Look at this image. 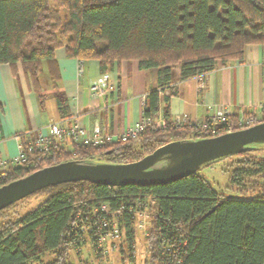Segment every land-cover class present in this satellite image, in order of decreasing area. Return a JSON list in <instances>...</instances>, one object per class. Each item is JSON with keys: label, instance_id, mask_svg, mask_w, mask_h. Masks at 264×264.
Returning a JSON list of instances; mask_svg holds the SVG:
<instances>
[{"label": "trees", "instance_id": "obj_1", "mask_svg": "<svg viewBox=\"0 0 264 264\" xmlns=\"http://www.w3.org/2000/svg\"><path fill=\"white\" fill-rule=\"evenodd\" d=\"M251 44H264V0H0V64H21L37 90L44 62L55 63L60 47L72 57L98 60L103 71L114 62L136 59L142 68H161L165 80L180 64L181 77L188 80L204 76L218 61L244 60ZM148 99L143 117L153 118L160 112L159 90L150 91ZM59 102L63 114L66 102ZM250 117L254 124L264 121L245 111L243 118ZM163 118L165 127L150 123L127 141L68 146L59 141L47 153L27 150V162L11 167L0 186L71 159L126 163L170 141L203 137L187 124L177 126L168 105ZM238 121L233 114V130L242 128ZM32 139L23 138L22 144L27 147ZM255 164L235 169L231 181L240 185L243 178L258 175L263 180L253 183L249 193L231 195L199 171L150 186L75 181L46 187L32 194L46 198L23 215L10 212L24 199L0 211V264H30L50 251L56 252L50 264H71L68 249L81 244L73 224L85 204L106 201L127 210L146 196L156 201L148 239L160 264H264V162ZM132 223L128 216L130 248L136 236Z\"/></svg>", "mask_w": 264, "mask_h": 264}, {"label": "crops", "instance_id": "obj_2", "mask_svg": "<svg viewBox=\"0 0 264 264\" xmlns=\"http://www.w3.org/2000/svg\"><path fill=\"white\" fill-rule=\"evenodd\" d=\"M79 67L80 59L68 55L65 47L56 49L55 63L42 66L37 90L21 64H0V158L17 156L23 138L48 135L53 123L78 122L89 136L99 125L105 134L118 136L143 118L152 90L160 93L158 115L163 116L168 105L172 120L181 117L187 123L198 122L218 107L239 118L245 111L257 119L264 117V44L248 45L242 61H218L202 79L183 80L178 64L170 72L171 79L165 80L161 68H142L136 59L114 62L107 71L94 59L83 60L82 71ZM104 73L114 81L115 89L93 95L90 86ZM59 99L66 102L63 114Z\"/></svg>", "mask_w": 264, "mask_h": 264}, {"label": "water", "instance_id": "obj_3", "mask_svg": "<svg viewBox=\"0 0 264 264\" xmlns=\"http://www.w3.org/2000/svg\"><path fill=\"white\" fill-rule=\"evenodd\" d=\"M258 147H264V121L215 137L170 141L126 163L71 159L0 186V211L39 190L66 182L110 186L167 184L198 172L211 161Z\"/></svg>", "mask_w": 264, "mask_h": 264}, {"label": "built area", "instance_id": "obj_4", "mask_svg": "<svg viewBox=\"0 0 264 264\" xmlns=\"http://www.w3.org/2000/svg\"><path fill=\"white\" fill-rule=\"evenodd\" d=\"M82 62L83 60L80 59L79 71H82ZM197 77L198 79H202L203 75ZM115 86L109 74L104 73L92 83L90 92L96 96H103L108 91L114 90ZM231 117L232 113L228 109L218 107L211 116L201 121L187 123L186 120L178 117L175 119V123L177 126L187 124L191 128H194L199 135L203 136L201 138H207L232 131L233 123L231 122ZM255 121L256 119L252 117H240L238 125L239 127L246 128L254 125ZM150 123H154L159 128L166 126V121L163 116L155 115L153 118L143 117L136 123L128 126L118 136L105 134L102 127L99 125L94 128V134L89 136L78 122L70 125L53 123L50 125V133L48 135L40 133L36 137H32L33 139L28 142L27 147L23 144L21 145L20 152L17 156L11 159L0 158V178H6L11 167L19 166L27 162V150H39L43 153H47L52 144L63 140L92 145H104L116 141H127L142 134ZM154 206H156V201L153 196L137 199L127 210L126 207L123 206L115 208L106 201L94 205L85 204L77 213L78 215L73 224V229L76 231V234L73 235H75V240H78L81 244L71 243V246L82 249V246L89 243L90 250L94 251L100 259L104 260L123 237H126L125 240L127 241L126 218L129 216L130 220L133 222L132 226L135 232L138 227H145L146 221L150 217H154L156 212V207L154 208ZM146 235L149 236V232L146 233ZM126 243L131 257L134 258V245L133 248H130L128 241Z\"/></svg>", "mask_w": 264, "mask_h": 264}, {"label": "rangeland", "instance_id": "obj_5", "mask_svg": "<svg viewBox=\"0 0 264 264\" xmlns=\"http://www.w3.org/2000/svg\"><path fill=\"white\" fill-rule=\"evenodd\" d=\"M247 153L249 162L244 161V156L233 155L228 158L218 160L208 166L202 167L199 173L208 178L213 186L225 194H238V192L249 193L252 189V184L262 181L261 176L252 178H243L241 184H234L231 179L233 171L240 167L255 168L257 164L255 161L264 162V147L252 149ZM244 184V185H243ZM46 198L44 194L31 195L24 198L18 205L12 209L10 214L15 217L17 214L23 215L28 210L33 209ZM155 208V206H154ZM9 214V215H10ZM152 218L146 221L145 227H141L135 231V244H134V258L131 257L126 237L117 243V246L109 252L104 260L100 259L94 251L90 250L89 243L82 246V249L71 247L68 249L70 254L71 264H160V257L158 256L157 248L151 240L148 239L146 233L151 231ZM56 257V252L50 251L44 254L39 261H33L30 264H50Z\"/></svg>", "mask_w": 264, "mask_h": 264}]
</instances>
